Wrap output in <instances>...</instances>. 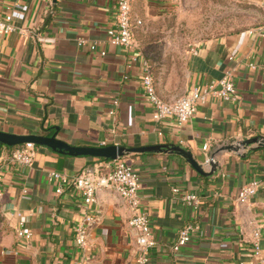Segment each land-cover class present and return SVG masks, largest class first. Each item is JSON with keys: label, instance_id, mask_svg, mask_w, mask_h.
<instances>
[{"label": "crops", "instance_id": "crops-1", "mask_svg": "<svg viewBox=\"0 0 264 264\" xmlns=\"http://www.w3.org/2000/svg\"><path fill=\"white\" fill-rule=\"evenodd\" d=\"M178 1L133 0L132 16L147 21ZM233 1L264 12V0ZM117 5L118 0H0V11H9L20 30L0 33V131L57 134L78 147L175 145L191 152L206 171L205 161L214 156L218 168L209 177L175 154L126 157L140 174L143 211L156 241L150 264H264V147L219 152L264 138V18L258 26L202 42L189 53L183 79L156 83L159 96L174 102L231 71L239 103L210 98L185 124L156 122L142 87L147 61L138 44L140 26L131 48L115 47L107 34ZM38 147L32 166L23 167L12 162L19 147L0 146V264H136L137 232L123 198L101 190L87 206L77 189L57 194V185L49 181L53 171L70 178L106 173L108 162ZM253 180L261 183L258 194L239 204L240 189ZM184 194L198 195L200 207L185 203ZM19 215L30 240L18 236ZM87 215L95 223L88 227V246L81 249L75 227ZM188 224L199 229L175 253ZM257 230L259 255L253 244Z\"/></svg>", "mask_w": 264, "mask_h": 264}, {"label": "built area", "instance_id": "built-area-1", "mask_svg": "<svg viewBox=\"0 0 264 264\" xmlns=\"http://www.w3.org/2000/svg\"><path fill=\"white\" fill-rule=\"evenodd\" d=\"M133 0H118L117 13L113 27L107 30L110 42L115 47L131 48L135 45L134 30L142 22L135 20L132 16ZM12 14L0 11V33L10 35L18 30L14 26ZM22 33V32H21ZM79 46H84L85 42L81 40ZM92 51L96 50V45L90 46ZM102 55H106L102 53ZM145 73L142 77V87L149 103L153 107V119L156 122H163L168 119L176 120L180 124L189 122L195 115L199 105H206L210 98H216L227 103H239L242 100L241 94L235 84L234 76L231 71H227L224 77L212 84L200 87L196 86L184 97L174 102L164 101L158 94L156 82L151 73L148 63L144 64ZM162 135V133H160ZM208 150V145L203 147ZM36 155V146L28 143L16 149L12 155V162L23 166L31 167ZM212 161L208 158L206 165ZM1 167V162H0ZM106 173L85 174L79 177L70 178L68 175L59 171H53L49 174V181L57 185L56 193L62 194L66 187L77 189L84 198L87 206L96 201V196L101 190H113L124 199L127 206L132 210L133 217L130 220V226L137 232L138 255L136 264H150V251L156 246V241L151 228L150 219L147 213L143 211L142 199L140 195L141 177L139 172L133 167L126 158L111 161L106 164ZM3 175L0 173V184ZM261 183L253 180L243 186L239 193L237 201L239 204H247L255 195L258 194ZM178 193V189H174ZM28 194V190H24ZM3 196V190L0 186V198ZM183 201L195 210H197L202 201L196 194H184ZM20 228L18 236L25 240L32 238V233L25 230V218L19 215ZM95 223L92 215H87L84 222L75 227L76 244L79 248L85 249L88 246V227ZM199 229L196 224L185 226L173 246V251L179 253L184 247L191 243L193 234ZM261 234L257 230L254 234V248L256 254H260ZM75 264H82L81 262Z\"/></svg>", "mask_w": 264, "mask_h": 264}, {"label": "rangeland", "instance_id": "rangeland-1", "mask_svg": "<svg viewBox=\"0 0 264 264\" xmlns=\"http://www.w3.org/2000/svg\"><path fill=\"white\" fill-rule=\"evenodd\" d=\"M264 12L233 0H179L153 14L137 39L157 84L183 79L189 53L202 42L258 26Z\"/></svg>", "mask_w": 264, "mask_h": 264}, {"label": "water", "instance_id": "water-1", "mask_svg": "<svg viewBox=\"0 0 264 264\" xmlns=\"http://www.w3.org/2000/svg\"><path fill=\"white\" fill-rule=\"evenodd\" d=\"M28 143L34 144L35 146L46 147L53 152L60 155H67L71 157H93L99 159H106L110 161H116L132 155L140 154H168L178 155L183 157L192 168L201 176L209 177L213 175L218 164L212 157V161L209 163L210 170L206 171L203 164L198 162L191 152H188L175 145H154V146H143V147H125L118 145H110L104 147H78L72 146L57 138V134L51 137L37 136V135H15L0 131V144L7 147H20ZM257 145V147H264V138H253L245 140L238 144H232L223 147L219 152L227 151L239 153L241 149H246L251 145Z\"/></svg>", "mask_w": 264, "mask_h": 264}, {"label": "trees", "instance_id": "trees-1", "mask_svg": "<svg viewBox=\"0 0 264 264\" xmlns=\"http://www.w3.org/2000/svg\"><path fill=\"white\" fill-rule=\"evenodd\" d=\"M0 146H1V147H6V146H3V145H1V144H0ZM37 148L40 149L38 146H36V150H37ZM147 155H150V154H147ZM102 161H104V162H108V163L111 162L110 160H106V159H102Z\"/></svg>", "mask_w": 264, "mask_h": 264}]
</instances>
